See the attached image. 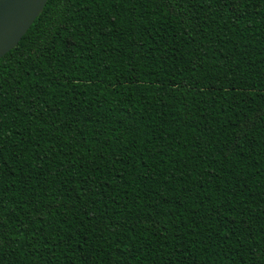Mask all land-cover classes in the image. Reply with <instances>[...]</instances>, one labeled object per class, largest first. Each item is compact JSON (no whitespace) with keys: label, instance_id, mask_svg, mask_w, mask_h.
Wrapping results in <instances>:
<instances>
[{"label":"trees","instance_id":"obj_1","mask_svg":"<svg viewBox=\"0 0 264 264\" xmlns=\"http://www.w3.org/2000/svg\"><path fill=\"white\" fill-rule=\"evenodd\" d=\"M0 264H264V0H47L0 57Z\"/></svg>","mask_w":264,"mask_h":264},{"label":"water","instance_id":"obj_2","mask_svg":"<svg viewBox=\"0 0 264 264\" xmlns=\"http://www.w3.org/2000/svg\"><path fill=\"white\" fill-rule=\"evenodd\" d=\"M47 0H0V57L15 47Z\"/></svg>","mask_w":264,"mask_h":264}]
</instances>
